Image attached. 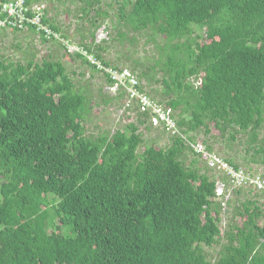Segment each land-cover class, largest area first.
Wrapping results in <instances>:
<instances>
[{"label": "trees", "instance_id": "16d2710c", "mask_svg": "<svg viewBox=\"0 0 264 264\" xmlns=\"http://www.w3.org/2000/svg\"><path fill=\"white\" fill-rule=\"evenodd\" d=\"M83 1L81 17L102 2ZM117 2L125 25L164 39L162 96L183 133H209L213 124L257 140L264 125V0ZM27 5L44 6L43 27L64 37L45 3ZM13 30L59 42L35 25ZM201 31L209 44L201 42ZM81 46L76 54L97 72L123 69L105 62L100 45L97 51ZM88 104L62 63L0 61V264H264V226L251 220L235 235L234 225L219 260H208L204 247L221 236L223 197L217 177L201 174L197 160L183 161L186 152L211 160L193 148L198 145L174 135L168 147L152 143L138 154L136 124L88 138ZM138 124L149 128L147 115L138 113ZM261 146L256 155L264 164V138ZM216 157L224 167L207 165L223 175L222 183L234 182L232 173L244 183L261 179ZM245 213L260 218L262 208L251 201Z\"/></svg>", "mask_w": 264, "mask_h": 264}, {"label": "rangeland", "instance_id": "374dc122", "mask_svg": "<svg viewBox=\"0 0 264 264\" xmlns=\"http://www.w3.org/2000/svg\"><path fill=\"white\" fill-rule=\"evenodd\" d=\"M41 2L48 7V18H52L61 28V34L64 36L62 39L68 42L70 49L60 42H44L36 32H17L0 27V61L25 65L29 60L41 64L44 60L51 59L62 63L75 84V91L85 94L89 102L84 119L86 137L98 138L103 134L111 137L118 130H126L128 125L136 124L142 135L138 154H142L152 143L156 148L168 147L166 145L171 142L173 135L150 125L149 128L139 125L137 111L127 108L129 98L127 100L126 96L120 94L121 92L111 88L104 75L86 64L76 54L82 49L81 45H91L94 51H97L96 46L100 45L99 53L105 62L119 68H127L140 75L145 91L164 105L169 99L162 96L163 86L160 82L163 73L158 67L160 60H165L161 50L164 39L161 36H154L151 30L136 32L125 25L119 20L118 9L121 3L117 0H102L99 5L89 9L83 17H81L83 13L81 10L85 6L83 0H41ZM128 11L129 8L126 9V13ZM200 33L201 42L209 44L211 39L206 36L205 31ZM196 81L200 82V80ZM178 113L179 110L176 111V115ZM209 130V133H206L205 129L201 128L195 133H190L185 129L186 133L181 130L179 136L194 145L204 147L210 145L213 153L220 158L231 160L255 179L261 177L255 183L249 184L243 182L241 174L236 176L233 174L234 182L222 183L220 180L223 175L210 170L208 167L210 164L204 158L195 157L190 152L184 154L185 165L197 160L195 166L199 172L217 177V194L223 192L221 194L223 199L220 200L222 202L219 224L221 236L214 246L204 247L208 260L214 263L219 260L221 251L227 244L226 233L234 225L233 235L236 234L237 227L245 228L249 220L257 223L260 228L264 226V164L263 157L256 155L257 150L262 147L264 125L254 142L248 132L241 133L237 127L227 128L221 133L219 128L210 124ZM251 201L257 202L262 208L260 218L247 217L245 207Z\"/></svg>", "mask_w": 264, "mask_h": 264}, {"label": "built area", "instance_id": "2783aa9c", "mask_svg": "<svg viewBox=\"0 0 264 264\" xmlns=\"http://www.w3.org/2000/svg\"><path fill=\"white\" fill-rule=\"evenodd\" d=\"M44 6H28L27 0H11L2 2L0 1V12L5 14V19L0 21V26H7L12 29L22 30L25 25L31 24L38 27L40 30H44L46 39L57 40L62 43L65 47L70 49L68 42L56 33H52L51 30L46 29L42 25V15L41 9ZM32 11L35 14L29 16V12ZM80 51V50H78ZM94 62L93 60H91ZM96 63V62H94ZM103 75H108L112 81V86L116 91L124 94L129 102L127 103V108L135 109L137 113L147 115L148 124L156 129L164 130L171 135H180L181 129L177 125V121L174 118V111L171 107H166L162 103L157 102L152 97H150L145 91L144 87L136 78V76L131 73L128 69H113V68H100ZM198 153H204V157H209L211 160L208 162L213 168L216 164H221L220 159L216 155H209L204 152V147L201 145L193 146ZM216 163V164H215ZM225 164H221L224 167ZM237 175L232 173V175ZM234 178V177H233ZM223 192H220V195ZM218 195V194H217Z\"/></svg>", "mask_w": 264, "mask_h": 264}, {"label": "clouds", "instance_id": "9594fccd", "mask_svg": "<svg viewBox=\"0 0 264 264\" xmlns=\"http://www.w3.org/2000/svg\"><path fill=\"white\" fill-rule=\"evenodd\" d=\"M112 86V85H111ZM148 94V93H147ZM124 95V94H123ZM149 95V94H148ZM150 96V95H149ZM151 97V96H150ZM216 193H217V191H216Z\"/></svg>", "mask_w": 264, "mask_h": 264}, {"label": "bare ground", "instance_id": "6f19581e", "mask_svg": "<svg viewBox=\"0 0 264 264\" xmlns=\"http://www.w3.org/2000/svg\"><path fill=\"white\" fill-rule=\"evenodd\" d=\"M112 24V23H111ZM134 31V30H133Z\"/></svg>", "mask_w": 264, "mask_h": 264}]
</instances>
